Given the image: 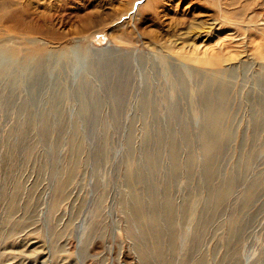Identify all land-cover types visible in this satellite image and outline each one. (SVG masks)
<instances>
[{
    "label": "rangeland",
    "instance_id": "obj_1",
    "mask_svg": "<svg viewBox=\"0 0 264 264\" xmlns=\"http://www.w3.org/2000/svg\"><path fill=\"white\" fill-rule=\"evenodd\" d=\"M155 1L0 0V264H264L263 199L237 212L264 176L262 126L258 160L217 214L203 209L206 187L202 217L181 216L194 186L186 177L168 181L164 152L163 206L149 213L145 200L146 220L135 218L126 174L144 166L156 114L178 99L173 79L186 77L194 97L203 79L229 82L237 134L225 170L234 174L242 144L247 152L254 142L252 112L264 92V0ZM38 67L46 78L34 105L30 74ZM79 85L88 87L85 106ZM183 106L201 121L200 105ZM85 115L95 122L86 125ZM208 133L217 148L219 137ZM195 149L200 155L198 140ZM137 189L148 198L147 187ZM234 216L236 227L249 226L229 245Z\"/></svg>",
    "mask_w": 264,
    "mask_h": 264
},
{
    "label": "bare ground",
    "instance_id": "obj_2",
    "mask_svg": "<svg viewBox=\"0 0 264 264\" xmlns=\"http://www.w3.org/2000/svg\"><path fill=\"white\" fill-rule=\"evenodd\" d=\"M144 1L147 2L145 4V7L150 8L152 6V0ZM30 75L34 76V78L31 80V90H33L34 96L33 100L30 99L32 98L30 97L31 95L28 96V99H30V101L32 100L30 102L31 104L33 103L35 105L38 102V97L40 98V87L46 76L45 74H43V72L39 71V67L35 68ZM173 81H175V85L172 87L175 89V91L178 92V99L176 100L175 104L166 106L164 112H161V114H156V120L154 122L155 130H153L155 143H144V166H142L141 169L138 167L136 173L128 171L126 174L127 182L130 184L132 189V197L134 199V202L136 203L134 208L135 218L140 222L146 220L145 218L148 216V214L145 215V211H147L148 209L144 208L143 210L141 208V204L145 206V200H147V202L149 201L150 203L153 202L152 204L154 205L151 207L149 213H152L160 206H163L160 204L159 199L163 195V191L166 190V185L161 184L163 182L161 181L160 177V167L164 152L169 153L171 163V170L168 174V181L172 184L174 182L178 183L181 179H184L186 177L188 179L187 183L193 184L194 186V189L191 191V193H193V199H189V201H186L182 205H180L181 216L184 215L183 217H185V214L188 212L187 214H190L191 216H197L198 218L202 217V212L200 211V209H202L200 200L204 189L208 187L209 197L207 199L205 207L203 206V209L207 208L209 210H212L213 214H215V212L217 214V212L219 211V207L223 202L226 201L227 197H231L233 195L234 188L239 185L240 182H242V178L244 177L245 173L247 175L250 169L254 167L253 164H255L260 155V153L258 154L257 152L259 147H257L256 139L258 140V137L260 136L259 129L261 128V126L264 127L263 91H261V94H258L257 97L260 108L252 112V115L254 114V116L257 112H259V115L254 117V142L251 148L247 149V152L244 151V149L246 148V143L242 144V152L240 153V157L239 160H237L236 165L237 174H234L232 172L228 173L225 170V164L227 163V161L230 162L232 159V155H230V144L237 134V126L236 124H233L236 119L234 117H230L235 103L234 98H232L231 86L230 84H228L229 82L210 80L208 78L203 79L202 81H199L197 83L199 84V90L197 89V97H194V92L192 91L190 82L186 79V77L184 78L182 76L181 78H179V80L173 79ZM87 90L88 87L85 85L83 87L79 85L76 90L79 96V100L83 103L82 106H85L84 101L86 100L84 94L85 91L87 93ZM53 95H57L55 89L53 90ZM93 95L95 96L96 93L94 92ZM54 100L55 97H53V101ZM185 102L192 104V106L200 105L202 119L199 123H193L194 121H191L188 118L187 112L185 113V115L183 114V111H185L183 104ZM159 104L160 103L158 101H155V103H153L152 105L155 106L156 110H158ZM43 113L44 112L40 113L41 121L46 119V114L44 115ZM87 117L88 115H85V117H83L85 119L84 123L86 125L89 121L95 122L94 118L88 117L87 119ZM231 118H233L234 120L231 121L232 125L228 127ZM159 120H161L162 122L160 123ZM164 123L168 124V126L164 125ZM177 125L179 126L178 130H176ZM207 131L210 132L211 135L219 137L221 143L218 142L219 146H217V148H214L215 145L211 146V144H213L211 140L213 141V139L206 141L204 140V137H206L208 133ZM177 135H180V139L181 141H183L182 143L173 142L174 139V141H176V139H179ZM164 138L169 140V142L165 143L163 140ZM197 140L201 143L200 155H198L195 149V143ZM72 143L75 147V140ZM184 146L188 148V153L185 157L183 156ZM213 150H216V152H213V154H211ZM199 161H202L201 171L198 168ZM138 186H145L148 188V198H146L144 194L138 191ZM260 198L263 199L264 203V176L258 177V179H256L252 183V185L247 188L246 196L242 197V200H240V202L243 203V206H240L239 204L240 208L239 211H237L239 213L238 215L242 214L244 211H247L246 206L250 205L249 207H255L258 204L257 202ZM162 216L164 223L168 225L167 228H173L175 222L172 219V214L166 212ZM254 216H257V214H255ZM236 219L237 216L229 219V223L233 224V226L231 224L230 227L231 234L228 238L229 245L234 240L241 241L247 231V227L249 226V223H243L239 227H236ZM157 221L159 222V218H154L153 223H158ZM232 227L234 228L232 229ZM170 242H176L175 238H171ZM235 264H241V262L237 261L235 262Z\"/></svg>",
    "mask_w": 264,
    "mask_h": 264
}]
</instances>
